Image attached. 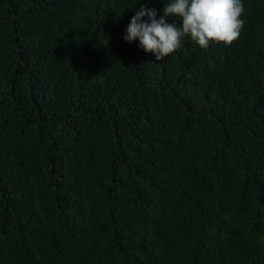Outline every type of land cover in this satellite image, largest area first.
Returning <instances> with one entry per match:
<instances>
[{"label":"trees","instance_id":"16d2710c","mask_svg":"<svg viewBox=\"0 0 264 264\" xmlns=\"http://www.w3.org/2000/svg\"><path fill=\"white\" fill-rule=\"evenodd\" d=\"M138 2L0 0V264H264V0L159 61Z\"/></svg>","mask_w":264,"mask_h":264},{"label":"clouds","instance_id":"9594fccd","mask_svg":"<svg viewBox=\"0 0 264 264\" xmlns=\"http://www.w3.org/2000/svg\"><path fill=\"white\" fill-rule=\"evenodd\" d=\"M243 12L242 0H166L159 19L155 9L141 7L132 16L123 39L129 43L139 40L157 61L179 50L186 38L202 49L210 43L231 45L245 23ZM170 17H178L180 24L168 22Z\"/></svg>","mask_w":264,"mask_h":264}]
</instances>
